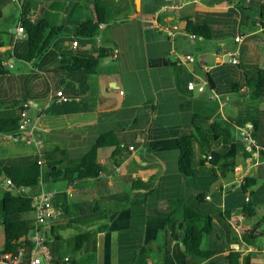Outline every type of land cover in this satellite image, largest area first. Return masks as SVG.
Returning a JSON list of instances; mask_svg holds the SVG:
<instances>
[{
  "label": "crops",
  "instance_id": "crops-1",
  "mask_svg": "<svg viewBox=\"0 0 264 264\" xmlns=\"http://www.w3.org/2000/svg\"><path fill=\"white\" fill-rule=\"evenodd\" d=\"M3 1L8 0H0V11ZM90 1L95 0H31L36 9L33 18L48 12L55 3L81 6L55 12L58 22L68 25L38 59L18 67L5 58L0 63L4 71L0 74V120L14 118L21 104L28 103L27 120L34 125L41 145L37 150L34 144L20 142L24 145L15 147L0 140V150H4L0 165L40 160L43 153L54 150L64 153L52 155V159L62 157L57 167L60 176L54 182L49 166L41 159V169L46 170L41 181L40 169L38 190L54 192L55 216L45 231L52 264H136L138 260L144 264H188L182 244L172 239L166 226L178 198L211 217L208 237L214 243L208 249L217 253L212 261L222 264L228 249L237 247L241 257L250 254V264H264V237L253 245L242 239L254 222L264 217V152L248 158L237 154L231 161L234 166L221 170L223 161L213 168L207 160L201 163L205 156L194 144L195 175L186 179L178 169L177 144L193 123L207 128L213 121L233 119L246 121L245 127L251 129L250 121L255 122L254 141L264 148V94L251 98L257 74L264 80L260 19V15L264 17V0L98 2L105 8V23L94 37H77L76 23L94 15L92 9L90 17L87 9ZM189 23L206 27L211 37L188 32ZM11 29L8 43L14 47L5 45L2 50L9 57L26 49L25 45L16 48L25 40L24 35L17 37L22 34L17 20ZM237 36L240 42L234 41ZM72 42H77L76 46ZM100 50L105 56L90 72L59 69L62 56L95 59ZM233 55L238 64L231 63ZM191 81L204 82V91L188 90ZM57 92L66 99L50 101L49 95ZM14 102L18 104L12 107ZM194 115L207 120L194 121ZM237 128L230 132L241 143ZM103 134L118 137V155L110 157V150L101 151L99 175L75 179L82 157ZM221 146L220 140L213 144L216 151H221ZM207 172L212 178L205 181L210 193L202 191L199 180L201 173ZM246 177L255 179L251 190L260 195L262 204L255 208L253 218L244 217L240 209L248 193L242 197L238 187ZM127 178L151 179L152 187L143 191L132 188L124 182ZM0 189L6 190L5 180ZM199 193L202 201L196 198ZM33 217L32 211L18 215L19 220L32 221ZM232 225L239 227V235ZM0 230L1 251L3 227ZM84 232L91 235L74 253V238Z\"/></svg>",
  "mask_w": 264,
  "mask_h": 264
},
{
  "label": "trees",
  "instance_id": "trees-1",
  "mask_svg": "<svg viewBox=\"0 0 264 264\" xmlns=\"http://www.w3.org/2000/svg\"><path fill=\"white\" fill-rule=\"evenodd\" d=\"M94 15L90 19L83 20L76 23L75 36L81 38L94 37L99 27L105 23L104 15L105 8L97 1L90 3ZM81 6L80 3H55L48 12L33 18L35 7L29 1H22L19 3V18L17 20L18 30L24 35L25 52H14L12 58L20 62L29 63L38 59L44 51H46L54 40H56L63 32L64 27L68 22L60 23L56 19L55 12L61 11L66 13L71 7ZM71 11V10H70ZM262 20L261 25L264 27V17L260 15ZM191 26L188 32L209 39L211 36L206 31V27H199L189 23ZM5 44L0 38V63L4 57H9V54L2 53ZM105 56L103 50H100L97 58L85 59L81 57L62 56L59 62V69L66 72H90L98 65L100 59ZM3 68L0 64V74H3ZM254 86L251 92L252 99H259L264 94V80L260 74H257L252 81ZM14 102L12 107L17 106ZM195 120L201 117L194 115ZM252 124L251 136L256 140L255 136V122ZM21 124L20 108L18 114L14 118L0 120V133H11L19 130ZM246 121L227 119L225 122L213 121L207 128L201 127L193 123V128L190 132L182 134L177 139L179 148L178 169L189 179L195 175L193 169L194 144L199 148L204 159H200L201 163L206 160L213 167H216L220 162H224L221 170L232 168L233 158L240 154L243 158L251 156V152L246 150L245 143L241 141L236 142L232 137L230 129L232 127H245ZM221 141L222 150L216 151L213 144ZM119 139L114 134H103L97 137L96 142L92 148L82 157L80 166L76 172L75 179L84 180L92 179L99 175L102 171L99 163L101 151L110 150V157H115L120 151ZM214 153L215 155H212ZM61 155L63 152L54 150L50 154L43 153L42 160L44 164L49 166L50 180L54 182L59 176L60 171L57 169L61 158L52 159V155ZM208 157H210L208 159ZM43 164V163H42ZM42 164L38 163V157L31 159H20L17 163L10 165H0V183L8 179L14 187L11 191H3L0 194V226L3 227V244L0 251V256L4 254H14L17 250H29L31 242L29 241L30 233L33 229L31 220H19L18 215L32 211V191H38L40 182V169ZM124 182L130 184L132 188H142L150 190L152 187V180L148 179L142 182L139 179L131 178L124 179ZM255 184V179L244 178L238 187V191L242 197L247 193L244 202L241 206V213L246 218L255 217L257 211L255 208L262 204H255L250 201L253 195L251 188ZM26 189H29L26 192ZM36 191V192H37ZM197 200H203V194H197ZM264 217L256 220L251 229L242 236L243 241L248 245H253L258 238L264 237ZM166 226L171 232L173 240L179 241L184 249V254L189 257L188 264H218L212 261V257L217 253L210 249H201L202 238L210 235L212 231V219L210 216L199 214L193 208L187 206L182 198L175 199L172 204L169 216L166 221ZM91 233H79L74 238L73 252L80 250L82 244L90 237ZM143 253V252H142ZM141 253V254H142ZM140 254V255H141ZM143 255V254H142ZM53 262V261H52ZM58 264L57 261H54ZM144 264L143 260H138L136 264ZM250 254H245L241 257V253L236 248L228 249L226 255L223 257L222 264H250Z\"/></svg>",
  "mask_w": 264,
  "mask_h": 264
},
{
  "label": "built area",
  "instance_id": "built-area-1",
  "mask_svg": "<svg viewBox=\"0 0 264 264\" xmlns=\"http://www.w3.org/2000/svg\"><path fill=\"white\" fill-rule=\"evenodd\" d=\"M172 1V0H167ZM240 36L234 38L235 42H240ZM77 42H72L73 46H76ZM232 64H238L236 55L231 57ZM11 68L10 64H2ZM205 83H195L193 81L187 83L188 90H196L203 92ZM121 93V92H120ZM63 100L66 99L62 92H57L49 95V100ZM29 104L24 102L21 104L20 117L21 124L19 130L11 133H0V140L12 141V142H24L26 144H34L37 150L41 148L40 142L36 140L34 135V125H31L27 120V109ZM238 139L245 143L247 149L253 153L256 157L264 152V148L256 144L251 136L250 127H238ZM40 155V153H39ZM210 157H208L209 159ZM39 164H42V160H38ZM5 191H11L14 187L11 185L8 179L5 180ZM54 192L39 189L32 196V212L34 217L32 219L33 229L29 236L31 247L29 250L19 249L14 254H6L0 257V264H52V257L49 248L46 244V230L48 229L49 221L55 216L52 210V200ZM233 229L239 235L238 226H233ZM238 251V250H237ZM66 260V259H65ZM24 261L26 263H24Z\"/></svg>",
  "mask_w": 264,
  "mask_h": 264
},
{
  "label": "rangeland",
  "instance_id": "rangeland-1",
  "mask_svg": "<svg viewBox=\"0 0 264 264\" xmlns=\"http://www.w3.org/2000/svg\"><path fill=\"white\" fill-rule=\"evenodd\" d=\"M19 1L22 2V1H28V0H16V1L15 0H8L6 3L3 1L4 6L2 8V11H0V38L3 40L5 45H8V47H11V46L14 47V44L11 45V44L8 43V41H9V36L13 35L11 27L15 26L16 20H18V18H19V11H20V8L18 6ZM95 1L102 3V2H106V1L109 2V1H112V0H95ZM29 2L31 3V0ZM90 2H93V1H90ZM87 9L90 12V17H91V15H92L91 6H89ZM22 36H23V34L17 35V37H19L20 39H22L21 38ZM21 45L24 46L25 45V41H24V43L20 42V44H18V46L16 48L19 50ZM4 58H5L6 61L10 62L14 67H18V66L22 65V62L17 61L16 59H14L12 57H8L7 56V57H4ZM8 142H10V144L14 145L15 147L17 145H19V143H20V142H12V141H8ZM23 143H20V145H24ZM3 152H4V150L3 151L0 150V155H2ZM195 157H198L197 152H196ZM45 170H46L45 168L41 169V181L43 180V176H44ZM210 177L211 176H210V174H208V172L207 173H201V177L199 179L201 181L200 185L202 186L201 187L202 191L205 192V193H210L211 192V188L208 187L207 185H205V181L206 180H208V179L211 180L212 179ZM1 193H2V190L0 189V194ZM259 198H260V195L258 193H253L252 197L250 198V201L253 202L254 204H259V202H260ZM238 212L239 211H234L233 213H238ZM1 239H2V231L0 230V241H1ZM212 243H214V242L211 240V238H209L208 236H205V237L202 238V242H201L200 248L201 249L212 248ZM71 256H73V254Z\"/></svg>",
  "mask_w": 264,
  "mask_h": 264
},
{
  "label": "water",
  "instance_id": "water-1",
  "mask_svg": "<svg viewBox=\"0 0 264 264\" xmlns=\"http://www.w3.org/2000/svg\"><path fill=\"white\" fill-rule=\"evenodd\" d=\"M26 191H29V189H26ZM142 191H143V189H142Z\"/></svg>",
  "mask_w": 264,
  "mask_h": 264
}]
</instances>
